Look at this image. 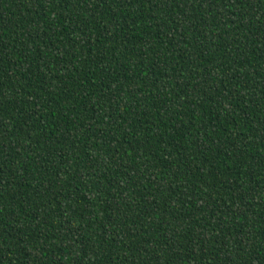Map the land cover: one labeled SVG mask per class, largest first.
<instances>
[{"label":"trees","instance_id":"16d2710c","mask_svg":"<svg viewBox=\"0 0 264 264\" xmlns=\"http://www.w3.org/2000/svg\"><path fill=\"white\" fill-rule=\"evenodd\" d=\"M0 264H264V0H0Z\"/></svg>","mask_w":264,"mask_h":264}]
</instances>
